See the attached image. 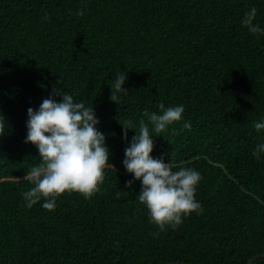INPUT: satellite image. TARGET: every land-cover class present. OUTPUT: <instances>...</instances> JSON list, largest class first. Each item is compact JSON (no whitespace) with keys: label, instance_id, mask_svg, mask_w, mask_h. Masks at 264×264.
Masks as SVG:
<instances>
[{"label":"trees","instance_id":"16d2710c","mask_svg":"<svg viewBox=\"0 0 264 264\" xmlns=\"http://www.w3.org/2000/svg\"><path fill=\"white\" fill-rule=\"evenodd\" d=\"M252 7L264 29V0H0V264H264V151L253 156L264 144L254 127L264 122V32L241 23ZM119 73L128 94L114 103ZM53 89L93 106L113 170L91 198L65 192L49 211L22 193L40 163L24 142L27 109ZM160 104L184 112L155 133L143 113ZM141 120L154 159L201 176L202 211L175 228L150 222L140 181L126 187L124 151Z\"/></svg>","mask_w":264,"mask_h":264},{"label":"clouds","instance_id":"9594fccd","mask_svg":"<svg viewBox=\"0 0 264 264\" xmlns=\"http://www.w3.org/2000/svg\"><path fill=\"white\" fill-rule=\"evenodd\" d=\"M257 9L252 7L245 13L241 23L253 35L264 32L253 23ZM82 11L77 15L82 16ZM127 76L117 74L112 86L110 100L114 103L120 95H127L123 87ZM59 83V81H58ZM52 96H60L57 102ZM52 96L44 99L38 110L27 109V135L25 143L36 146L40 163L25 174L24 180L33 187L22 193L31 208L42 198V207L52 211L56 207V199L65 192H76L85 199L91 198L100 190L104 181V170L113 166L109 164V150L105 145V136L97 130L99 123L93 106L86 107L83 102H74L73 96L53 89ZM159 113L146 110L143 115L153 126L155 133L166 131L167 126L182 118V105L165 107L159 105ZM185 129L191 128L185 122ZM257 131L264 129V122L254 123ZM134 129L131 121L122 125L123 138ZM5 133V119L0 115V135ZM129 146L124 151L123 167L133 176L126 182L130 187L133 181H140L141 187L138 200L145 205L150 222L161 231L165 226L173 228L182 224V217L192 212L202 211L201 205L195 200L196 185L201 179L199 172L180 167L172 170V165L162 159H154L153 140L150 138L149 127L144 120L140 121L139 133L135 131ZM264 151V144H259L253 156L259 158ZM119 197V192L117 193Z\"/></svg>","mask_w":264,"mask_h":264},{"label":"water","instance_id":"95a60500","mask_svg":"<svg viewBox=\"0 0 264 264\" xmlns=\"http://www.w3.org/2000/svg\"><path fill=\"white\" fill-rule=\"evenodd\" d=\"M260 258H264V256H259ZM254 260V258H251V259H249L248 261H247V263L246 264H251V262Z\"/></svg>","mask_w":264,"mask_h":264}]
</instances>
